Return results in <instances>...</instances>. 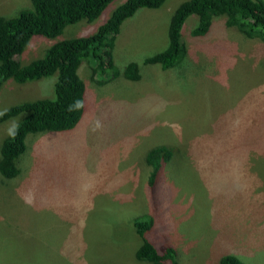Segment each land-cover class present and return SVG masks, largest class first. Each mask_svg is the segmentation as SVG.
Here are the masks:
<instances>
[{
  "label": "rangeland",
  "instance_id": "rangeland-1",
  "mask_svg": "<svg viewBox=\"0 0 264 264\" xmlns=\"http://www.w3.org/2000/svg\"><path fill=\"white\" fill-rule=\"evenodd\" d=\"M123 1L54 38L33 36L21 61L95 32ZM182 1L141 8L121 24L114 62H136L139 80L97 85L82 64L80 121L26 136L18 175H0V264H145L134 256L142 240L134 220L147 214L154 224L145 239L172 248L177 264H219L224 254L264 264V43L227 27L223 16L194 37L191 15L181 29L184 59L169 69L146 64L167 47L169 19ZM31 7V0H0V15ZM55 80L5 81L0 111L53 97ZM16 119L0 122V146ZM160 144L174 153L150 184L145 158Z\"/></svg>",
  "mask_w": 264,
  "mask_h": 264
},
{
  "label": "trees",
  "instance_id": "trees-1",
  "mask_svg": "<svg viewBox=\"0 0 264 264\" xmlns=\"http://www.w3.org/2000/svg\"><path fill=\"white\" fill-rule=\"evenodd\" d=\"M112 0H31L30 9L21 10L14 16L0 15V89L7 80L23 84L56 74L53 97L25 99L8 106L0 122L17 117L19 132L15 139L8 134L1 140L0 175L13 178L20 172L18 157L26 149V136L44 131H66L81 119L84 106L69 111L76 101L85 103L86 83L78 73L82 64H89L90 79L97 85L123 76L137 81L141 74L136 62L130 61L123 68L114 62L113 48L121 24L139 9H155L165 0H125L120 3L97 30L89 35L63 39L45 46L39 57L28 63L20 55L35 35L54 38L63 29L80 20L92 21ZM197 16V24L190 29L194 37L206 35L213 19L224 17L227 27L236 28L250 39L264 43V0H184L172 13L167 30L168 45L162 51L144 59L146 64H159L169 69L184 59L186 46L181 29L187 18ZM86 110V109H85ZM174 149L167 144L150 148L145 162L153 166L149 174L152 184L158 169L171 160ZM154 224L151 215L134 220L141 237L140 246L134 251L137 260L145 264H177L175 252L168 246L158 250L145 239V231ZM219 264H244L233 254H224Z\"/></svg>",
  "mask_w": 264,
  "mask_h": 264
},
{
  "label": "clouds",
  "instance_id": "clouds-1",
  "mask_svg": "<svg viewBox=\"0 0 264 264\" xmlns=\"http://www.w3.org/2000/svg\"><path fill=\"white\" fill-rule=\"evenodd\" d=\"M83 102L82 101H76L75 102V106L73 105H70L69 106V111H74L78 108H81L83 107ZM8 110L7 109H4L3 111H0V116L6 114ZM19 123L16 121V120H13L10 122V125L7 129V134L8 136H10L12 139H15L16 136L18 135V132H19ZM32 201L30 199H26V203H31Z\"/></svg>",
  "mask_w": 264,
  "mask_h": 264
}]
</instances>
